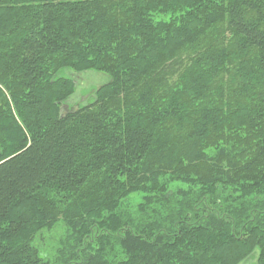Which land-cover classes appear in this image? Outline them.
Returning a JSON list of instances; mask_svg holds the SVG:
<instances>
[{
    "label": "trees",
    "instance_id": "16d2710c",
    "mask_svg": "<svg viewBox=\"0 0 264 264\" xmlns=\"http://www.w3.org/2000/svg\"><path fill=\"white\" fill-rule=\"evenodd\" d=\"M254 257L264 0H0V264Z\"/></svg>",
    "mask_w": 264,
    "mask_h": 264
},
{
    "label": "rangeland",
    "instance_id": "374dc122",
    "mask_svg": "<svg viewBox=\"0 0 264 264\" xmlns=\"http://www.w3.org/2000/svg\"><path fill=\"white\" fill-rule=\"evenodd\" d=\"M70 71H64L62 74L66 76ZM77 83L76 94L62 106V113L77 110L78 108L89 105L93 102L95 92L103 85L110 82V77L103 73L94 71L85 72L82 75L70 74ZM257 258H251L242 264H256Z\"/></svg>",
    "mask_w": 264,
    "mask_h": 264
}]
</instances>
